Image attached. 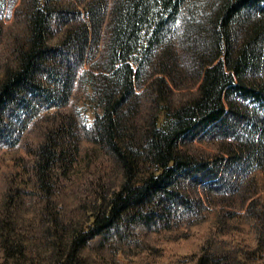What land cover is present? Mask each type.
<instances>
[{
  "label": "trees",
  "instance_id": "1",
  "mask_svg": "<svg viewBox=\"0 0 264 264\" xmlns=\"http://www.w3.org/2000/svg\"><path fill=\"white\" fill-rule=\"evenodd\" d=\"M20 8L23 41L0 75L8 262L264 264V198L237 212L208 198L240 179L264 189V0H22ZM87 61L90 126L75 113L58 116ZM190 74L192 97L176 103L169 94ZM145 103L151 112L140 116ZM29 126L48 127L35 182L14 160ZM91 174L97 181L82 192ZM32 223L43 243L26 238ZM196 226L200 245L179 255L171 245Z\"/></svg>",
  "mask_w": 264,
  "mask_h": 264
},
{
  "label": "rangeland",
  "instance_id": "2",
  "mask_svg": "<svg viewBox=\"0 0 264 264\" xmlns=\"http://www.w3.org/2000/svg\"><path fill=\"white\" fill-rule=\"evenodd\" d=\"M21 3L22 0H0V75L5 72L8 66H14L16 64L17 59V50L19 42H22V33L25 28V17H23L21 12ZM103 37L106 36L105 28L103 29ZM101 43H99V47H94L90 59L99 60V56L102 53ZM93 61V60H92ZM91 64L89 61L84 65H81L77 70V75L73 82L72 87V95L68 101V103L64 107H60L58 109V116L61 120L65 119L72 114H76L79 117V121L81 125L90 126L96 116L95 106L92 102V90L90 89L89 82V71L91 70ZM192 75L184 78L183 80L178 81V84L175 86V90L173 93H170V99L174 100L176 103L183 102L184 100L192 97V91L195 90V85H192ZM190 82V83H188ZM86 96L87 98H85ZM142 111L140 112V116H145V114H149L150 106L148 103L143 104ZM66 117V118H65ZM60 120V121H61ZM34 127V128H33ZM29 126L18 140L17 146L19 148V153L16 155L17 158L14 160L21 167L22 172L26 178L35 180V169L33 170V165L37 162L36 160V150L39 146V138L41 137L40 132L43 133L45 128L48 127L42 126ZM46 131V130H45ZM81 134V131H79ZM80 138V137H79ZM209 146V145H206ZM4 149L0 150V156ZM9 157V156H7ZM4 161H9L8 158H4ZM244 164H236L233 166V169H244ZM58 170V169H57ZM1 171V170H0ZM59 172V170L57 171ZM61 173V172H59ZM87 176L85 184L83 185L81 190L82 192L87 191L89 184L96 183L97 177ZM14 177V175L12 176ZM59 177V174L57 175ZM16 182V179L13 180ZM35 182V181H34ZM237 187L235 190L233 187H230L228 190L225 189L221 193L215 192L213 190H209L208 198L210 199L211 204L217 203L218 207L225 211H242V209H251L259 203L260 198H264V189H259L257 185L252 184V181H242L241 179L238 181ZM67 182L64 180H60L58 182H54V189L57 190L59 188H64ZM220 184L227 185L228 181L224 180ZM238 187H241L238 189ZM17 189V188H16ZM203 197H206L203 189L201 190ZM15 192V191H14ZM195 193V192H194ZM39 195V193H37ZM23 196H20V198ZM29 197H23V203L25 205H29ZM42 196L39 198L41 199ZM207 200V197L205 198ZM44 204L42 205L43 209L46 207V203L41 199ZM38 202V200H36ZM29 203V204H28ZM261 203V202H260ZM210 204V203H209ZM49 207V206H48ZM31 207L26 208V213L29 215L31 212ZM28 211V212H27ZM240 213V212H239ZM43 215V214H42ZM206 225L204 226V228ZM38 223H32L30 225V234L27 235V239L36 243H43V232L39 229ZM186 229V228H184ZM198 226L194 227L192 233L194 234L188 241H179L178 244H170L174 247L179 255L183 256L186 253H192L198 245H200V238L198 231L201 230ZM200 233V232H199ZM2 247L0 245V264H14V262H8L7 256L3 253Z\"/></svg>",
  "mask_w": 264,
  "mask_h": 264
}]
</instances>
